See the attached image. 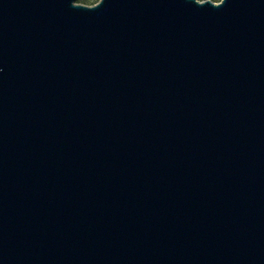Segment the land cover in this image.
<instances>
[{
  "label": "water",
  "instance_id": "water-1",
  "mask_svg": "<svg viewBox=\"0 0 264 264\" xmlns=\"http://www.w3.org/2000/svg\"><path fill=\"white\" fill-rule=\"evenodd\" d=\"M0 0V264H264V0Z\"/></svg>",
  "mask_w": 264,
  "mask_h": 264
},
{
  "label": "rangeland",
  "instance_id": "rangeland-1",
  "mask_svg": "<svg viewBox=\"0 0 264 264\" xmlns=\"http://www.w3.org/2000/svg\"><path fill=\"white\" fill-rule=\"evenodd\" d=\"M98 1L99 0H78L77 3H79V4H85V5H88V6H95V5H97V2ZM198 1L202 2V1H207V0H198ZM211 1H213V2H215V3L218 4L222 0H211Z\"/></svg>",
  "mask_w": 264,
  "mask_h": 264
}]
</instances>
